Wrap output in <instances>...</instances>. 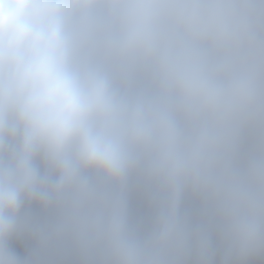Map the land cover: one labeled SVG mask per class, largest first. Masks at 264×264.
Returning a JSON list of instances; mask_svg holds the SVG:
<instances>
[{"label": "clouds", "instance_id": "1", "mask_svg": "<svg viewBox=\"0 0 264 264\" xmlns=\"http://www.w3.org/2000/svg\"><path fill=\"white\" fill-rule=\"evenodd\" d=\"M0 264H264V0H0Z\"/></svg>", "mask_w": 264, "mask_h": 264}]
</instances>
